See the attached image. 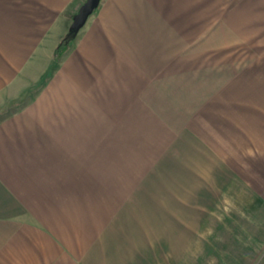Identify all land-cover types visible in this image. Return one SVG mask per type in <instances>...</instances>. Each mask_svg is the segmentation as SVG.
I'll return each mask as SVG.
<instances>
[{
	"label": "crops",
	"instance_id": "obj_1",
	"mask_svg": "<svg viewBox=\"0 0 264 264\" xmlns=\"http://www.w3.org/2000/svg\"><path fill=\"white\" fill-rule=\"evenodd\" d=\"M85 1L0 0V264H258L264 0Z\"/></svg>",
	"mask_w": 264,
	"mask_h": 264
},
{
	"label": "rangeland",
	"instance_id": "obj_2",
	"mask_svg": "<svg viewBox=\"0 0 264 264\" xmlns=\"http://www.w3.org/2000/svg\"><path fill=\"white\" fill-rule=\"evenodd\" d=\"M245 17V16H244ZM262 22V25L264 26V15L258 16V15H249V30H239L234 32V38L233 41H235V46L228 50L226 53L230 57V60L236 61V63L240 60H244L245 62L249 61V65L253 68H251V76L252 74H256L257 71V60L259 54H264V46L260 45V42L264 44V30H259V23ZM235 23L238 22L237 16H235ZM245 22V20H244ZM258 23V24H257ZM244 27H246V24H244ZM224 34H226L224 32ZM225 36V35H223ZM230 36L228 35V38ZM244 39V41L242 40ZM246 41V42H245ZM248 41V43H247ZM234 101H241V99H238L237 96L234 98ZM263 254L259 257L258 264H260L264 260V249Z\"/></svg>",
	"mask_w": 264,
	"mask_h": 264
},
{
	"label": "water",
	"instance_id": "obj_3",
	"mask_svg": "<svg viewBox=\"0 0 264 264\" xmlns=\"http://www.w3.org/2000/svg\"><path fill=\"white\" fill-rule=\"evenodd\" d=\"M101 0H86L79 12L74 16L69 33L66 38L75 39L81 28L86 24L89 17L98 8Z\"/></svg>",
	"mask_w": 264,
	"mask_h": 264
},
{
	"label": "trees",
	"instance_id": "obj_4",
	"mask_svg": "<svg viewBox=\"0 0 264 264\" xmlns=\"http://www.w3.org/2000/svg\"><path fill=\"white\" fill-rule=\"evenodd\" d=\"M72 42H73V39L65 37L59 44L58 48L56 49L55 56L60 57L69 48Z\"/></svg>",
	"mask_w": 264,
	"mask_h": 264
}]
</instances>
